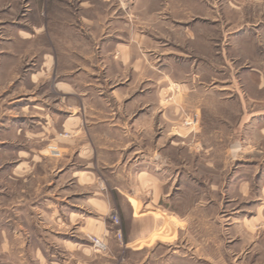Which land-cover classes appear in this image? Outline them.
Instances as JSON below:
<instances>
[{"label":"rangeland","instance_id":"rangeland-1","mask_svg":"<svg viewBox=\"0 0 264 264\" xmlns=\"http://www.w3.org/2000/svg\"><path fill=\"white\" fill-rule=\"evenodd\" d=\"M131 1L0 0V166H4L0 170V217L8 218L7 208L12 201H23L27 197L32 202L41 195V181L46 180L44 176L41 178V172L48 168L49 187L53 188L50 193L54 191V197H57L58 187V197H64L66 207L62 209V205L53 201L50 196L49 210L43 208L42 212L37 213L38 210L33 209L34 213L29 221L34 223L26 226L32 239H39L37 242H30L32 247L40 245L47 253V264H264V225H254L251 231L232 225L235 215H251L248 197L240 195L236 187L224 190L234 171L239 170L241 178H244L250 176L258 166L264 167V153L257 156L253 154L252 157L257 159V162H253L248 158L251 155L243 154L248 151V146L244 149L242 147L236 154L231 145L233 138L248 136V130L244 128L250 121L249 112H264L263 29H259L261 24L258 29L249 28L256 20L264 17V1H193L194 12L207 6L209 37L214 38L210 40L208 57L203 56V62L207 61L208 64L207 69L203 66L207 70L206 76L203 74L204 80L191 82V89H200L205 95L203 98L193 99L200 101L199 108L183 111L178 126L166 130V133H174L172 138L166 136L167 139L161 142V146H145L150 153L155 148L161 152L164 159L162 165L166 168L170 163L177 169L186 170L187 174L181 183L188 185H183L178 190L174 189V185L170 189V196L169 186L163 188L166 190L163 194L168 195L161 200L160 206L165 214L176 217L175 220L170 219L176 231H170L169 218L167 220L166 217V225L160 233L151 235V239L140 248L138 244L127 242L131 236H138L137 229L130 225L132 220L124 197L113 189L120 183V179L111 176L108 167L115 160V155L107 151L111 148L114 151L118 146L105 144L111 139L121 138V133L115 130H88L86 127L90 118L85 109L87 105L80 94L87 88L85 83L89 80V60L91 57L95 58V37L99 38L109 21L115 17L131 20L128 13ZM217 13L220 14L219 17L216 16ZM241 25H245L248 32L251 31V39L247 36V41L244 42L226 40L223 44H217V27L224 29L225 37L229 38L227 33ZM254 30L259 32L255 34ZM67 31L76 34V49L70 50L76 55V67L55 65L52 74L76 73V115L80 116V127H76V131H50L47 144H43L48 156L43 160V166L40 165L42 162L35 165L36 160L23 162L20 168L26 173L30 170L32 172L28 176L15 178L8 168L9 161L18 157V154L23 155L27 149H35L33 154L36 155L40 146L30 132L27 131L26 134L24 131L26 116L23 104L26 94L32 88L30 77L41 74L44 54L49 53L55 57L62 53L60 48ZM100 42L97 43L100 45ZM193 54L201 56L195 48ZM182 84L166 82L163 104L170 100L168 92L176 91ZM54 90L46 85L41 87L40 83L37 85L38 94L53 95ZM66 108L71 110L70 105ZM191 117H196L195 126L184 125ZM31 132L35 134L37 129L32 128ZM162 132L163 128L146 130L141 137L145 142L148 139L154 141ZM178 132L187 138L180 139L176 134ZM75 136L76 158L68 155V160L76 162V170L83 169L87 161L78 156V152L82 150L88 153L92 146L93 152L89 153L92 155L91 167L95 176L90 185L79 186L77 178L75 183L70 174L57 180L59 163L63 161L59 141ZM169 139H174L177 146H172ZM249 140L256 149L264 152V141L256 137L246 138V141ZM208 147H212V150L207 159L205 151ZM202 154L204 155L200 156ZM209 159L211 161H207ZM207 163L212 166L210 169L207 168ZM25 185H32L27 196L21 192ZM75 186L76 194H72ZM87 192L104 200L106 208L101 209L99 205L94 206L85 201L82 194ZM73 205L76 207H72ZM55 210H58V216H54ZM72 212H77L81 217L69 218L68 214ZM139 212L143 211H136V214ZM88 215L97 220L102 216L106 233L83 231L82 224ZM35 221L36 224L41 221L42 225L35 226ZM185 221L186 228L183 224ZM76 236L85 240L82 245L86 249L84 252L75 253ZM96 241L101 242L103 248L96 246ZM2 243L0 241V245Z\"/></svg>","mask_w":264,"mask_h":264},{"label":"crops","instance_id":"crops-1","mask_svg":"<svg viewBox=\"0 0 264 264\" xmlns=\"http://www.w3.org/2000/svg\"><path fill=\"white\" fill-rule=\"evenodd\" d=\"M193 1L132 0L128 8L131 20H120L115 17L109 21L99 38L95 37L96 54L94 59L90 56L89 80L85 83L87 88L83 90V93H80L84 104L87 105L85 109L90 118L89 125L86 127L88 130H115L121 133V138L111 139L112 141L105 144L106 146H118L114 151L112 148L107 151L115 155V160L110 162L108 167L111 176L120 179V183L113 189L124 197L132 220L130 225L137 229L138 236H131L127 242L128 244H138L139 248L151 239V235L160 233L168 218L170 231L173 232L174 229L176 231V227L172 226L170 220H175L176 217L165 214L160 206L161 200L168 195L167 193V195L163 194L166 192L163 188L169 186L170 196V189L174 185L175 190L182 188L183 185L186 187L188 185L181 183L187 174L186 170L177 169L170 163L166 168L164 164L162 165L161 152L155 148L150 153V150L145 146H161V142L167 139L166 136L172 138L174 133L172 131L166 133V130H172V126H178L183 111L194 109V107L199 108L200 101L193 99L203 98L205 95L201 93L200 89H191V82L204 80L203 77L206 76L207 70H204L203 66L207 69L208 64L207 61L203 62V56L208 57L210 40L214 38L210 39L209 37L207 6L205 5L201 11L194 12ZM252 1L261 2L264 0ZM216 16L219 17L220 14L217 13ZM260 24L261 27H259ZM253 27L262 28L261 32L264 36V17L249 26V28ZM249 32L245 25H241L228 32L230 37L226 38L224 29L221 30L217 27L216 35L219 37L215 39L217 44H223L226 40L244 42L247 41V36L251 37ZM256 32L259 30L253 31L255 34ZM63 40L64 43L60 48L62 53L55 57L49 53L44 54L42 60V68H44H41V74L38 73L30 77L31 87L35 86V89L31 88L24 98L23 110L24 116H26L24 131L26 134L27 131L30 132L34 136L36 144H40V146L36 155L33 154L35 149H27L23 155L18 154V157L9 161L8 168L15 178L28 176L32 172L30 170L29 173H26L20 168L23 162L36 160L35 165L42 162L40 165L43 166V160L48 158L43 144H47L50 131L52 133L61 129L76 131V127H80V116L76 115V73L57 72L52 74V68L55 65L68 68L76 67V55H73L74 51H70L76 49V34L67 31ZM98 41H101L100 45L97 43ZM194 48L198 50L200 57L193 54ZM203 74L205 75L203 76ZM166 82L183 84L179 85L176 91L168 92L171 96L170 100L163 104L162 97L163 93H166L163 91ZM39 83L41 87L46 85L49 89L54 88L53 95L50 93L38 94L37 85ZM85 92L87 95H84ZM68 105L71 106V110L66 108ZM249 115L248 118L252 121H249L244 128L248 130V136L241 137L239 135L233 138L232 151L238 154L242 147L244 149L248 146V151L243 153L244 156L249 154L251 156L248 158L257 162V159H254L252 155H262L264 152L256 149V146L251 145V140L246 141V138L256 137L264 141V112L254 111L249 112ZM240 127H238L239 133ZM32 128H36L37 133L32 134ZM156 128H163L162 135L154 141L148 139V142H145V139L141 137L142 132ZM178 133L176 134L180 139L187 138ZM174 139L169 140L171 145L176 147L177 143ZM59 144L63 152V161L59 163L57 180L70 174V178H73L75 183L77 178L79 186L90 185L95 176L91 167L93 164L92 155L90 156L89 153V151L93 152L92 146L89 147L88 153L82 150L78 152V156L86 158L87 162L83 169L76 170V162L68 160V155L76 158V136L68 140L63 139L59 141ZM186 146L185 144V149ZM210 150L212 147H208L205 151L207 159ZM37 157L38 159H36ZM105 161L109 162L107 159ZM207 161H211V159ZM209 164L207 163V166ZM210 167L212 166L207 168L210 169ZM2 168L4 166H0V170H3ZM48 175L49 169L45 168L44 172H41V178L44 176L46 180L45 182L41 181L40 196L32 202H29L27 197L21 198L23 201H12L7 208L9 209L7 211L8 218L0 217V241L3 242L0 245V264H47V253L40 245L32 247L30 242L34 240L37 242L39 239L33 240V236L26 226L34 223V221H29L34 213L33 209H37V213L42 212L43 208L49 210L50 196L53 201L62 205V209L66 207V203L63 201L64 197H58V187L57 197H54V191L50 193V189L53 188L49 187ZM241 177L239 170L234 171L227 180L228 184L224 186V190L236 187L240 195L248 197V209L251 215L246 217L244 214H237L231 224H236L235 227L239 226L240 229L251 231L254 225H264V167L258 166L250 176ZM30 186L25 185L21 192L27 196L32 190V185ZM212 188L214 189V187ZM74 189L72 194H76V186ZM93 196L90 195V192L82 194V198L89 204L99 205L101 209H105V201ZM59 209L61 210V208ZM140 210L143 212L136 214V211ZM85 211L86 209H84ZM53 214L58 216V210H55ZM68 215L71 219L72 216L81 217L77 212ZM242 215L245 217L242 218ZM98 219L91 215L85 217V222L82 224L83 231L106 233L104 232L103 217L100 216ZM183 224L186 228V221ZM37 225H42V222L36 224L35 221V226ZM84 241L82 237L76 236L75 253L86 250L82 248Z\"/></svg>","mask_w":264,"mask_h":264},{"label":"built area","instance_id":"built-area-1","mask_svg":"<svg viewBox=\"0 0 264 264\" xmlns=\"http://www.w3.org/2000/svg\"><path fill=\"white\" fill-rule=\"evenodd\" d=\"M195 124H196V117H191V118L187 119L184 122V125H187V126L192 125V127H194ZM95 245L98 246L99 248H103L102 243L99 242V241H96V244Z\"/></svg>","mask_w":264,"mask_h":264}]
</instances>
